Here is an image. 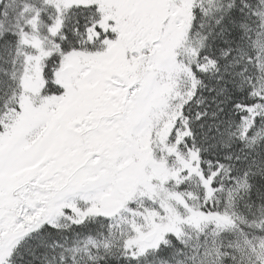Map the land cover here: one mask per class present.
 <instances>
[{"label":"snow or ice","instance_id":"obj_1","mask_svg":"<svg viewBox=\"0 0 264 264\" xmlns=\"http://www.w3.org/2000/svg\"><path fill=\"white\" fill-rule=\"evenodd\" d=\"M0 264H264V0H0Z\"/></svg>","mask_w":264,"mask_h":264}]
</instances>
